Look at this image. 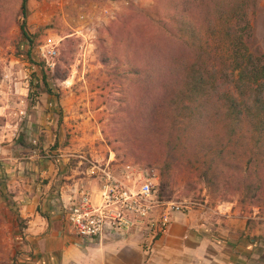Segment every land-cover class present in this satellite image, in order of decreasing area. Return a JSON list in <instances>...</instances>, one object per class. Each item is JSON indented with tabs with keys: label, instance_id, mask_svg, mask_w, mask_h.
<instances>
[{
	"label": "rangeland",
	"instance_id": "rangeland-1",
	"mask_svg": "<svg viewBox=\"0 0 264 264\" xmlns=\"http://www.w3.org/2000/svg\"><path fill=\"white\" fill-rule=\"evenodd\" d=\"M21 2L0 0V264H20L29 255L20 202L47 185L41 165L60 170V187L91 165L111 163L118 174L130 167L154 179L160 192L159 166L151 162L156 157L142 155L157 149L130 140L146 134L132 99L139 81L127 72L145 49L164 44L163 16L179 7L178 0H30L26 30L38 38L29 57L20 35ZM248 21L251 51L264 54V0L249 9ZM46 46L57 51L49 66L40 54ZM44 86L51 96L41 93ZM175 181L176 190L162 201L187 209L174 220L196 218L187 228L197 240L204 236L199 226L243 228L247 263L264 264V186L256 190L255 178L247 182L252 188L234 185L224 202L195 175Z\"/></svg>",
	"mask_w": 264,
	"mask_h": 264
},
{
	"label": "trees",
	"instance_id": "trees-1",
	"mask_svg": "<svg viewBox=\"0 0 264 264\" xmlns=\"http://www.w3.org/2000/svg\"><path fill=\"white\" fill-rule=\"evenodd\" d=\"M29 1L21 2L20 35L30 57L38 37L26 30ZM257 1L178 0L162 19L164 44L145 49L127 72L139 81L132 99L146 134L130 140L157 149L142 155L156 157L160 200L176 190L177 175L197 176L224 202L234 185L252 188L255 178L256 190L264 186V54L251 51L248 21Z\"/></svg>",
	"mask_w": 264,
	"mask_h": 264
},
{
	"label": "crops",
	"instance_id": "crops-1",
	"mask_svg": "<svg viewBox=\"0 0 264 264\" xmlns=\"http://www.w3.org/2000/svg\"><path fill=\"white\" fill-rule=\"evenodd\" d=\"M90 168L79 173L77 170L80 177H71L68 186L60 187L56 183L60 170L53 164L40 166L38 173L48 180L47 185L38 188L35 195L29 191L20 202L29 242V255L20 264H248V248L241 241L243 228L202 229L204 226L198 225L204 236L197 240L187 228L196 225L194 217H177L167 235L153 243L152 238H144L146 234L125 239L108 237L92 243L75 238L66 223L64 209L76 197L78 188L98 190L97 182L88 176ZM241 254L244 257L238 258Z\"/></svg>",
	"mask_w": 264,
	"mask_h": 264
},
{
	"label": "built area",
	"instance_id": "built-area-1",
	"mask_svg": "<svg viewBox=\"0 0 264 264\" xmlns=\"http://www.w3.org/2000/svg\"><path fill=\"white\" fill-rule=\"evenodd\" d=\"M41 58L47 66L57 56L55 47L41 48ZM114 167L91 165L88 176L97 182L96 192L80 187L76 197L64 209L70 233L86 242L108 237L128 238L146 234L152 239L167 235L174 216L187 209L182 203L165 202L149 175L134 174L128 167L118 174Z\"/></svg>",
	"mask_w": 264,
	"mask_h": 264
}]
</instances>
